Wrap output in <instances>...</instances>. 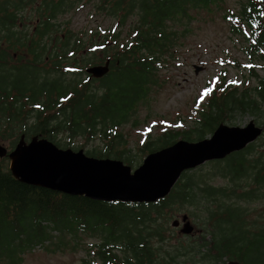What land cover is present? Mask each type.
Listing matches in <instances>:
<instances>
[{
	"label": "trees",
	"instance_id": "16d2710c",
	"mask_svg": "<svg viewBox=\"0 0 264 264\" xmlns=\"http://www.w3.org/2000/svg\"><path fill=\"white\" fill-rule=\"evenodd\" d=\"M32 1L35 12L50 11L46 19H40L38 27L51 28L52 45L57 46L50 52L51 57L73 55L78 47L89 45L90 57L86 62L93 64L110 58L111 68L101 77L99 85L94 84V77L92 80L89 77L81 80L74 73L77 68L81 70L77 65L68 61L61 66L55 64L54 59L52 66L69 71L67 73L72 74V79L66 82L43 80L38 85H28V77L16 74L9 81L10 87L5 86L4 99L0 104V139H11L14 143L13 136L22 127L21 131L41 133L61 145L56 136L65 127L69 136L64 146L69 147L72 137L84 135L89 138L102 130L105 137L109 136L107 145L95 146L87 153L102 157L116 152L114 157L124 158L133 164V158L126 156L129 147L119 148L123 135L114 130V126L126 122L137 101L146 95L149 83L155 81L154 70L159 67V60L178 45L180 28L187 32L191 22L203 10L214 12L221 8L225 0H100L97 3L99 10L112 15L118 26H130L128 35L122 36L117 26L111 27L100 43L106 45L111 41L115 45H106L100 51L92 49L98 44L95 37L84 39L76 36L72 40L75 32L68 27V34H58L63 30L56 22L59 15L75 4L89 0ZM17 4L24 6L23 0H8L0 6V11L11 12ZM232 16L235 20L233 29L248 40L244 49L251 57L259 54L264 58V0H244ZM129 19H132L130 23ZM98 32L95 31V34ZM37 36L29 37L30 42L22 43L33 58L27 57L19 63L27 61L29 65L39 66L46 61L47 46L41 40L43 31L40 37ZM99 88L101 93L97 90ZM211 96L207 106L202 104L201 118L194 126L168 129L156 143L147 142L143 150L150 152L180 138L196 140L206 137L231 115L236 106L252 112L257 110L255 97L248 89L241 92L237 86L222 88L218 84ZM261 96L264 97V93ZM36 104L40 109L32 115L31 110ZM60 114L64 115V120L58 118ZM32 116L34 119L31 121ZM110 127L113 130H109ZM256 144V141L251 142L246 148L225 158L210 161L230 166L226 171H215V174L237 178L230 185L208 184L205 179L202 182L207 184L201 185L193 173L185 170L171 192L153 202L99 200L84 194H70L29 184L15 177L9 168L8 158L0 155V264H21L28 250L46 240L53 241L52 231H57L63 241L68 235L77 239L81 230L100 237L95 248L97 258H83L82 264H155L157 247L152 238L164 240L168 226L161 223L160 218L167 215L165 208L171 209L179 203L183 206L196 199L210 200L216 206L207 221L212 224L211 238L208 239L206 234L201 238L200 249L208 246L204 256H211L216 262L228 257L256 264L252 255L260 251L257 264H264V224L257 232L253 219L247 218L249 205L242 203V200L264 197V162L256 168L264 152L254 163L247 155ZM249 165L253 171L256 170L251 181L243 182L241 178ZM251 183L255 185L250 186ZM237 223H242L240 229L236 228ZM116 249H120L121 253ZM194 250V247L179 250L171 257L174 259ZM162 258L163 264H169L165 256Z\"/></svg>",
	"mask_w": 264,
	"mask_h": 264
},
{
	"label": "rangeland",
	"instance_id": "374dc122",
	"mask_svg": "<svg viewBox=\"0 0 264 264\" xmlns=\"http://www.w3.org/2000/svg\"><path fill=\"white\" fill-rule=\"evenodd\" d=\"M99 1L89 0L85 3L75 4L69 10L62 12L56 19V22L60 24L59 29H63L58 34L60 36L68 34L69 30H66V27H68V29H72L75 32L72 40L76 36H82L84 39L95 37L98 41L97 46H100L97 48L99 51L103 50L106 45L108 47L112 46V44L115 45L111 41L106 45H100L103 35L110 31L111 27L115 28L117 26V29L122 31L121 36L128 35L130 26L127 24L118 26L112 15L107 14L104 10H99L97 6ZM243 1L225 0L221 8L215 9L214 12L203 10L198 18L191 22V27L187 32L180 28L181 35L177 41L178 45L164 54L165 57L159 60V67L154 70L153 79L155 81L149 83L146 95L137 101L135 109L131 111L126 122L114 126V130L123 135V141L118 146L119 148L129 147L130 150L126 152V156L133 158V164L126 162L124 158L121 159L131 164L133 168L142 163L143 158L149 152L143 150L147 142L155 141L156 143L157 139L168 129L177 130L194 126L197 119L201 118V111L210 101V96L213 94L216 85L221 84L222 88L237 86L241 92L248 89L249 93L256 96L254 88L258 85L259 77L264 76V58L259 54L251 57L250 53L244 49V45L248 44L246 36L237 33L232 27L235 23L232 13L240 9ZM194 13L199 14L196 11ZM131 20L129 19L128 23ZM27 22L29 23L27 28L32 29L35 20ZM97 30H99L98 34H95ZM56 47L52 45V41L51 45H47L48 54L46 55L45 68H41L49 76L50 80L59 79L66 82V80L72 79V74L67 73L69 71L56 69L52 66L53 59L55 64L61 66L68 61L80 66L81 70L77 68V73H74L81 77V80L85 77L90 78L86 71V67L92 64L86 62L90 57L89 45L78 47L77 52L73 55L71 53L68 56L51 57L50 52L55 50ZM75 57L78 58L75 59ZM59 59L61 60L60 62L58 61ZM24 73L30 75L33 83L36 82V67L27 66L17 70L18 75ZM28 79V82L31 83L29 76ZM42 79L43 76L38 77V83ZM90 79L92 80V77ZM99 82L100 79H96L94 84L99 85ZM101 88L104 89V87ZM97 90L99 93L102 91L100 88ZM206 90L207 94H205ZM202 104H204L203 107H201ZM262 104L264 103L262 102ZM261 107V109L252 112L250 110H242V108L236 106L231 111V115L227 116L224 121L229 124L244 125L250 119L256 120L258 118L264 122V105ZM38 109L40 107L34 106L31 111L35 113ZM58 118L64 120V115L60 114ZM33 119L34 117L32 116L30 120L32 121ZM109 130H113V128L110 127ZM101 131L98 130L97 133L89 138H85L84 135L72 137L70 147L84 148L87 151L95 146H106L109 136L105 137ZM68 136L67 130L63 127L56 138L60 139V144L64 146ZM1 142L6 145L11 144L10 140ZM263 142L264 137H260L256 141L255 149L247 153L253 163L261 155V152H264ZM115 154L116 152H111L110 157H114ZM210 161L212 160L188 170V173H193L194 178L199 180V184L206 185L208 183L225 186L230 185L233 180L237 179L215 174V171H226L230 166L227 163ZM263 162L264 156L257 162L256 168ZM254 171L249 165L241 181H251ZM203 179L207 183L202 182L204 181ZM252 185L255 184L251 183L250 186ZM242 203L249 205L247 218L253 219L255 226L260 228V225L264 224V197H256L252 201L242 200ZM214 209H216V206L212 201L204 199H196L194 202H189L183 206L179 203L171 209L165 208V214L167 215L160 218V222L168 226L167 231L164 232V240H161L160 237L152 238L153 244L157 247L155 264H163V256L169 261V264H228V257L216 262V259L211 256H204L203 252L207 251L208 246H203L200 249L203 234H206L208 239L211 238L212 224L207 223V221ZM184 213L189 214L195 225V230L189 234L181 231L183 226L182 215ZM176 218L180 219L178 227L172 223ZM235 226L238 229L241 228L240 223ZM216 232L218 233L219 230L217 229ZM51 233L54 237L53 241L46 240L42 244L39 243L28 250L21 264H81L83 258H97L95 248L100 237L91 234L90 231L81 230L77 239H73L71 235H68L63 238V241L57 231H52ZM192 247L195 248L194 251H189L180 256L177 255L175 259H172V254L178 253L179 250L192 249ZM116 251L121 253L120 249H116ZM252 256L253 259L258 261L261 257V252L255 251Z\"/></svg>",
	"mask_w": 264,
	"mask_h": 264
},
{
	"label": "water",
	"instance_id": "95a60500",
	"mask_svg": "<svg viewBox=\"0 0 264 264\" xmlns=\"http://www.w3.org/2000/svg\"><path fill=\"white\" fill-rule=\"evenodd\" d=\"M109 70L110 58L86 67L94 77ZM262 133L263 127L254 119L244 125L221 121L206 137L180 138L148 152L135 168L121 158L91 155L84 148L63 147L39 135L27 141L23 134L11 150L0 142V155H9L14 176L29 184L99 200L153 202L168 195L185 170L242 150ZM182 221L181 231L193 232L195 225L188 213ZM172 223L179 226L180 219ZM228 264L243 263L231 259Z\"/></svg>",
	"mask_w": 264,
	"mask_h": 264
},
{
	"label": "flooded vegetation",
	"instance_id": "af4514ba",
	"mask_svg": "<svg viewBox=\"0 0 264 264\" xmlns=\"http://www.w3.org/2000/svg\"><path fill=\"white\" fill-rule=\"evenodd\" d=\"M6 1L8 0H0V6H3V3H5ZM26 1L27 0H23V4H24L23 7H20L18 4H17V7H12L11 12L0 11V104H1V101L4 99L3 97H4L5 86L10 87L11 83L9 81L15 78L17 74V70L21 69L22 67L26 68L27 66H34V65H29L27 61H23L22 63H19L21 60H24L27 57L33 58V54H30L27 51V47L23 45L22 43L30 42L29 37H32L34 35H38L40 37V34L43 31L44 36L41 40L46 42V46L48 44L51 45V28H43L42 26L38 27V23L40 19L42 17L46 19L50 15V11L35 12V10L32 9V4L34 1L31 0L28 4H25ZM20 9L22 11H19ZM29 20H35V23L32 29L27 28V25L29 24L27 21ZM98 47L100 46L96 45V46H93L92 49L97 50ZM46 52L48 54L47 47H46ZM105 62L106 61L98 62V63H105ZM93 64H97V62ZM34 67H36V70H37V79L38 77L43 76V79L41 80V82L43 80L45 81L50 80L49 76L44 71L41 70V68L42 69L45 68V62L44 63L42 62L40 63L39 66H34ZM76 67L81 68L80 66H76ZM110 68H111V63H110ZM83 69H85V67H83ZM89 75H90V78L91 77L93 78L91 74ZM18 76L28 77L29 74L24 73ZM101 77H94V78L100 79V81H102ZM29 78L31 79L30 76ZM37 79H36V82L34 83L31 82L28 85L40 84L41 82L38 83ZM254 91H256L255 93L256 96H253V94L252 96L255 97L254 98L255 104L257 105V109H261L262 108L261 106L264 105L262 104V102L264 103V97L261 96L262 93H264V76L259 77L258 85L254 88ZM35 107H39V105L36 104ZM1 111H2V107H0V114H1ZM31 114L35 115L36 112L33 113L31 111ZM255 121L257 124L263 127V133L258 137L259 139L260 137H264V122L260 121L258 118ZM21 128L18 129L19 133L13 136L15 142L14 143L11 142L10 145L5 144L9 150L13 149L16 146V144L18 143V141L20 140L23 134L27 141H29L34 135H39L40 137L43 136L41 135V133H29L27 130L21 131L22 130ZM258 139L256 141H258ZM3 140L4 139H0V142ZM7 140L11 141V139H7ZM4 156L7 157L8 161L10 162L9 155H4ZM255 230H257L258 232L259 228L255 227ZM241 232L243 233L242 230ZM231 259H237V258H230L228 260H231ZM83 262H84V259H83ZM241 262L243 264H246L244 261H241ZM255 262L259 263L256 260Z\"/></svg>",
	"mask_w": 264,
	"mask_h": 264
},
{
	"label": "snow or ice",
	"instance_id": "6c2138e0",
	"mask_svg": "<svg viewBox=\"0 0 264 264\" xmlns=\"http://www.w3.org/2000/svg\"><path fill=\"white\" fill-rule=\"evenodd\" d=\"M205 94H207V90H206V93Z\"/></svg>",
	"mask_w": 264,
	"mask_h": 264
}]
</instances>
